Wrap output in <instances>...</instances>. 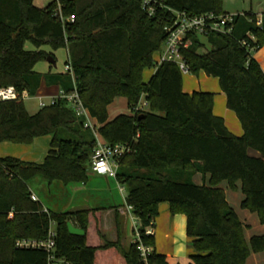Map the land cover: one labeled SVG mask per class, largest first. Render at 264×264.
Instances as JSON below:
<instances>
[{
  "label": "trees",
  "instance_id": "trees-1",
  "mask_svg": "<svg viewBox=\"0 0 264 264\" xmlns=\"http://www.w3.org/2000/svg\"><path fill=\"white\" fill-rule=\"evenodd\" d=\"M222 1L150 0L149 14L141 0H53L42 9L34 0H0V89L14 87L30 97L42 84L66 95L76 91L98 123L96 133L110 147L129 150L117 161L115 180L141 224L139 239L122 250L120 241L107 242L101 234V210L57 213L33 201L31 184L37 180L49 187L86 184L97 139L66 99L35 115L23 101L0 102V144L29 145L51 136L41 164L0 158V264H48L45 251L16 243L44 241L50 229L57 264H167L154 250V235L146 234L163 203L172 216L186 217L191 264H245L251 254L264 252V235L246 240V227L221 188L225 183L235 192L240 183V208L264 225V73L252 55L264 46V27L252 12L236 14L230 36L208 35L207 50L192 35L184 52L190 74L218 80L227 109L242 126L240 137L213 114L214 93L187 94L176 65L156 64L173 12L228 14ZM26 42L36 50L27 51ZM59 49L66 51L70 71H35L49 55L55 60ZM147 69L154 73L144 82ZM117 98L126 99L131 112L109 121L108 106ZM142 102L144 109L134 112ZM250 150L260 157H251ZM197 175L201 185L193 180ZM68 223L84 234H70ZM140 244L153 250L147 263Z\"/></svg>",
  "mask_w": 264,
  "mask_h": 264
},
{
  "label": "crops",
  "instance_id": "crops-1",
  "mask_svg": "<svg viewBox=\"0 0 264 264\" xmlns=\"http://www.w3.org/2000/svg\"><path fill=\"white\" fill-rule=\"evenodd\" d=\"M256 16L259 17L262 15L256 14ZM262 17L264 18V16ZM253 58L259 63L264 73V48L253 55ZM200 74L202 75H200V78H197V82L193 84L190 83L189 91L183 88V92L187 94L198 91L214 93L213 114L216 117H220L224 120L225 127H227V130L231 134L238 137L242 136L244 134L242 126L235 113L227 109L226 98L221 92L219 85H217L215 81H213V83L212 81L210 82L209 80L211 79H209L204 73ZM150 77L152 76H148V78L145 79V82H147ZM60 90L61 89H59L57 86L46 87L44 84H42L40 90L35 96H37L38 100L41 99L43 101L45 98L50 100L51 98L56 97ZM124 100L126 101V99ZM109 121H111L110 118ZM93 123L96 125L98 124L95 119H93ZM36 140H34V142ZM100 140L104 141L101 137ZM50 142L51 136H49L45 142L42 141L40 144L42 148V156L46 157L50 149ZM249 155L256 158L260 157L259 153L253 150L249 151ZM32 159L33 160H28V162L32 161L33 163H40L38 162L39 160H36V158ZM91 173H88V182L84 185L70 187H63L62 183H60L62 185H55L57 186L56 188L58 191L65 192V190H67L69 192V199L65 202V204L62 205V209H65L64 212L74 209L101 210L100 231L105 237V241H120L122 250H127L129 245L134 243L137 238L135 236V217L132 215L131 211H129L128 205H126L125 192L122 193L120 189H117L119 185L115 178H109L107 176H100ZM193 180L197 185H201L203 181L201 175L194 176ZM221 188L226 192V199L229 205L232 207L233 204L235 207L238 206L240 208V205L244 199L242 194L243 192H241V184L239 183L237 185L238 190L235 192L230 191L225 183L221 185ZM32 195L38 199L36 194ZM45 210H49V208H45ZM241 210L243 211V209ZM237 215L243 223V226L246 227L245 238L247 241H249L253 236L264 235V225L259 223L256 214H252L249 211L244 210L241 216L238 213ZM155 222V227L152 228V231L155 238L154 250L156 253L164 255L167 264H191L190 257H192V255L194 256V252L189 246L190 239H188L186 235V217L184 215L172 216L169 212L168 205H160L159 216L156 218ZM257 224L261 226L260 230L258 234L252 235V233H255V231L258 230L255 229L254 232H250V229H252V227L256 228V226H258ZM129 226H131L133 234V238L131 240H129V237H127ZM248 231L249 234H247ZM245 264H264V252L259 254H251Z\"/></svg>",
  "mask_w": 264,
  "mask_h": 264
},
{
  "label": "built area",
  "instance_id": "built-area-1",
  "mask_svg": "<svg viewBox=\"0 0 264 264\" xmlns=\"http://www.w3.org/2000/svg\"><path fill=\"white\" fill-rule=\"evenodd\" d=\"M144 8L148 9L149 14H152L153 9L149 7L150 0H141ZM173 20L169 26L164 29L166 32V40L163 44L161 51L156 56V64L159 66L162 63H171L176 65L180 73L183 75L190 74L188 64L186 63L184 52L191 45L190 36L195 35L197 37L206 38L212 33H217L225 36H230L233 30V21L236 14H224L215 15L209 13L201 16H189L182 12H173ZM62 22L63 19L61 18ZM70 23L74 22V17L69 19ZM256 25L258 27H264L263 17L259 16L256 18ZM69 65L65 66V71H70ZM30 96L26 91L19 93L14 87H7L0 89V102L7 101H25ZM66 99L71 108L75 111L77 116L84 117L86 119L85 127L91 129L94 132L95 138L97 139V146L94 151V156L91 159L90 171L96 175L107 176L109 178H116L118 159L126 152H129L127 147L116 146L110 147L106 142L100 140V136L96 133L97 125L93 123L88 110L82 105L79 96L76 91H73L70 95L64 94L62 90L56 97L49 100L48 104H45L41 99L39 100V108L54 105L58 99ZM144 103L138 108L134 109V112L144 109ZM122 193L125 192L123 187H119ZM33 201H37V198L32 195ZM129 211H132L131 207H128ZM135 236L139 239V228L141 227L140 222L135 218ZM146 234H153L152 228L146 229ZM55 232L50 229L47 239L44 241H28L21 240L16 243L19 248H33L45 251L48 254V264H57L53 252L55 250ZM136 239V240H137ZM140 256L145 263L149 255L152 253L151 247H145L142 244L138 246Z\"/></svg>",
  "mask_w": 264,
  "mask_h": 264
},
{
  "label": "rangeland",
  "instance_id": "rangeland-1",
  "mask_svg": "<svg viewBox=\"0 0 264 264\" xmlns=\"http://www.w3.org/2000/svg\"><path fill=\"white\" fill-rule=\"evenodd\" d=\"M52 1L53 0H34V5L39 8H45ZM222 9L223 11L228 12L231 15L237 13H243V12H252L254 14L264 16V0H223ZM200 41H202V43L206 45L207 50H210L211 45L208 44L206 38H201ZM25 49L27 51L36 50L33 44L30 42L25 43ZM44 50L49 51L48 48H45ZM257 52H252V55H255ZM53 54L55 56V65L52 66L51 69L49 63H47L46 61H41L37 63V65L35 66V71L41 74H47L50 72L54 74L63 73L65 71V64L67 61L66 51L64 49H59L54 51ZM153 72L154 69H149L144 72V77H143L144 82L146 81L145 79H147L148 76H151L153 74ZM200 75H198L199 77L194 76L192 74L183 75L182 76L183 88L189 91L190 83L193 84L197 82V78L201 77ZM208 78L211 79L209 80L210 82L212 81L213 83V81H215L217 85H219L218 80H216L215 78H211V77ZM43 102L45 104H48L49 100L45 98ZM24 106L29 115H35L40 110L39 100L37 96L30 97L29 99L25 100ZM130 112L131 111L129 110L127 103L123 98L115 99L114 102L111 105H109L108 108V115L111 120H113L116 116L121 114L129 115ZM47 138H49V136H43L37 138V140L34 143L29 145L11 144V143L0 144V157L3 158L11 157L18 159L20 161L24 160L23 162H28V160H33L32 158H36V160H39L38 162L40 163H36V162L35 163L41 164L44 161L45 156H42L41 154L42 148L40 144L42 143V141L45 142ZM28 163H33V162L29 161ZM55 185H62V184H60V182H54V184L50 185L49 187L48 184L37 180L31 184L32 193L36 194L39 201L42 202L43 206L45 208H49L50 211L57 213L64 212L65 209H62V205L65 204V202L69 199V192L67 190H65V192L58 191V189L56 188L57 186ZM119 187L120 186H118L117 189H119ZM163 205H168V204L163 203ZM232 207L240 216L243 214L244 210L242 211L238 206L235 207L232 204ZM257 225L258 226H256V228L252 227V229H250L251 230L250 232H254L255 229L258 230L255 231V233H252V235L258 234L261 226H259V224ZM247 234H249V231ZM127 237H129V240L133 238L131 226H129ZM189 246H190V242H189Z\"/></svg>",
  "mask_w": 264,
  "mask_h": 264
},
{
  "label": "water",
  "instance_id": "water-1",
  "mask_svg": "<svg viewBox=\"0 0 264 264\" xmlns=\"http://www.w3.org/2000/svg\"><path fill=\"white\" fill-rule=\"evenodd\" d=\"M46 62L49 63L50 65L54 66L55 65V60L53 59V56H50L46 58ZM68 231L72 235L80 236L84 234V232L76 227H74L71 223H68L67 225Z\"/></svg>",
  "mask_w": 264,
  "mask_h": 264
}]
</instances>
